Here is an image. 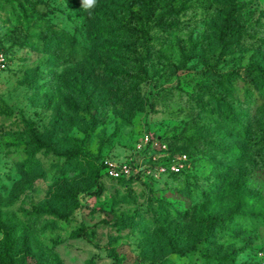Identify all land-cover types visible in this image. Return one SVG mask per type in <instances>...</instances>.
Returning <instances> with one entry per match:
<instances>
[{
	"label": "rangeland",
	"instance_id": "obj_1",
	"mask_svg": "<svg viewBox=\"0 0 264 264\" xmlns=\"http://www.w3.org/2000/svg\"><path fill=\"white\" fill-rule=\"evenodd\" d=\"M0 59V264H264V0H0Z\"/></svg>",
	"mask_w": 264,
	"mask_h": 264
},
{
	"label": "trees",
	"instance_id": "obj_2",
	"mask_svg": "<svg viewBox=\"0 0 264 264\" xmlns=\"http://www.w3.org/2000/svg\"><path fill=\"white\" fill-rule=\"evenodd\" d=\"M255 92H256V96L253 98V100L251 101V105H249V106H251L252 110L256 114H258V113L263 112L261 108H262V106L264 104V79H262V81L260 83H257L255 81ZM257 117H258V115H256V118ZM257 123L259 124V126L262 129H264V122L258 121ZM238 130H239V132H241L242 136L247 134L246 127H243V130H242V128H240ZM240 151H242V149L234 148L232 154L229 156V159L230 160H236V159L241 158V154L242 153H240ZM260 152H262L264 154V147H262L260 149ZM51 263L58 264V262L54 261V260Z\"/></svg>",
	"mask_w": 264,
	"mask_h": 264
},
{
	"label": "built area",
	"instance_id": "obj_3",
	"mask_svg": "<svg viewBox=\"0 0 264 264\" xmlns=\"http://www.w3.org/2000/svg\"><path fill=\"white\" fill-rule=\"evenodd\" d=\"M3 66L2 61L0 59V67ZM105 167H106V171L107 173L115 178V179H123V178H128L131 174V169L127 164H114L111 163L109 161L105 162ZM179 167H174L173 171L175 173L179 172Z\"/></svg>",
	"mask_w": 264,
	"mask_h": 264
},
{
	"label": "clouds",
	"instance_id": "obj_4",
	"mask_svg": "<svg viewBox=\"0 0 264 264\" xmlns=\"http://www.w3.org/2000/svg\"><path fill=\"white\" fill-rule=\"evenodd\" d=\"M98 0H81V9L85 12H91L97 6Z\"/></svg>",
	"mask_w": 264,
	"mask_h": 264
}]
</instances>
